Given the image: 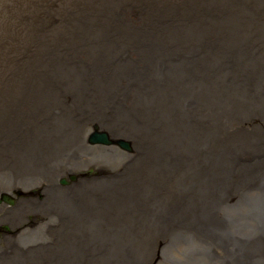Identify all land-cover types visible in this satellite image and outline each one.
I'll return each instance as SVG.
<instances>
[{
	"label": "rangeland",
	"instance_id": "obj_1",
	"mask_svg": "<svg viewBox=\"0 0 264 264\" xmlns=\"http://www.w3.org/2000/svg\"><path fill=\"white\" fill-rule=\"evenodd\" d=\"M21 1L16 0V5L21 6ZM69 1L31 0L42 19L50 16L39 19L34 29L45 43L61 31L66 12L90 0H72L74 6ZM199 1L155 0L162 7L154 11L149 0H119L114 15L122 21L120 30L142 29L162 39L190 36L188 45L196 49L197 60L191 61L190 74L176 89L180 97L175 93L160 97L168 116L161 117V123L170 126L167 137L181 135L175 142L189 145L205 166L187 172V147L158 141L168 125L161 129L156 119H135L142 126L150 123L137 131L132 129V119L118 116L138 99L133 90L135 95L117 87L120 78L114 83L111 77L99 80L101 96L89 95L73 78L61 80L52 92L29 95L31 109L9 110L8 115L18 134L12 145L15 163L0 167V264H22L15 249L14 256L8 252L12 241L24 254V247L43 243L51 231H61L78 243L61 254L58 264H112V258L118 264H236L237 250L250 257L257 248L264 250L254 241L260 235L257 226L264 223L250 208V201L257 197L262 199L258 206L264 202V193L241 194L255 173L264 174V0H204L205 5ZM20 10L14 9V0H0V54L10 69L25 64V56L15 58L25 47L18 27H24L25 34L31 23L18 25ZM135 19L149 22L130 28L129 22ZM12 45H20V51ZM209 46H219L220 55ZM67 49L71 52L59 50L54 60L86 66L103 63L127 75L140 60L127 56L114 60L77 41H71ZM159 59L149 57L148 61L158 63ZM6 71L0 63V85L5 81L13 89L20 78L13 72L5 75ZM230 78L235 81L231 94L221 95L214 87V106L192 101L200 80L220 83ZM147 85L148 81L146 92L156 105ZM0 101L1 110L11 100L4 101L2 95ZM15 101L16 97L9 109ZM145 108L152 110V105ZM103 109L105 116L99 114ZM99 133L110 142L91 143V136ZM42 142H50L51 148L45 149ZM33 144L34 151L30 150ZM184 176L205 190L207 206H189L191 190L185 189ZM260 210L263 214L264 208ZM207 214L212 220L207 221ZM221 224L223 229L209 228ZM193 231L209 238L198 241ZM144 249L146 257L141 256Z\"/></svg>",
	"mask_w": 264,
	"mask_h": 264
},
{
	"label": "bare ground",
	"instance_id": "obj_2",
	"mask_svg": "<svg viewBox=\"0 0 264 264\" xmlns=\"http://www.w3.org/2000/svg\"><path fill=\"white\" fill-rule=\"evenodd\" d=\"M118 1L119 0H90L89 2H79L78 5L74 6V2L70 0V6H74L72 7V13L66 12L64 25L61 31L58 32L51 41L45 43L40 38L43 35L34 31V29L38 27L37 22L39 19L40 22H42V20L50 18V16L42 19L39 10L33 8L31 0H22L21 6L16 5V0H14V9H21L19 12L18 25L31 23V27L29 30H26L25 34H22L24 27H18L21 40L24 42L25 47H23L18 55H15V58L18 59L19 55H21V57L25 56L23 68L17 65V67L10 69L5 65L8 60H4L2 58L3 54H0V63H3L4 67L7 69L4 74L6 75L8 72H13L17 78H20L16 87L13 89H11V86H7L5 81L0 85V98L3 95L4 101L11 100L8 102L10 103L9 105H6L7 102L4 103L3 108L0 110V167L9 168L11 164L15 163L16 158V153L12 145L14 146L17 142L18 129L15 127V121L9 123V110H18L21 112V110L25 108L27 110L31 109L33 100L28 97L29 95L35 97V94L52 92L56 90L61 80H69L70 78L75 79L77 82L76 86L81 84L83 90L89 92V95L94 93L98 96H101V92L98 89L99 80H106L111 77V81L114 83L115 79L120 78L122 82H120L117 87L124 91L127 90L132 95H135L133 93L134 91L138 94V99L137 103H131L130 110L122 109L118 116L123 119H132V124L134 126L132 129L137 131H143V127L149 128L150 123L147 122L142 126V124L138 123L135 119L140 120L144 118L149 121H154L156 119V124L160 125L161 129H163V125H168L164 127L162 138L158 139L159 142L167 141L171 146L175 145L177 147L189 146L175 142L181 135L177 134L174 138L171 135L170 138L167 137L170 126L168 123H161V117L167 115L161 109L164 102L160 97L172 93H175L176 98L180 97L176 93V89L178 85L184 81L185 77L190 74L188 71L191 70V61L197 60L194 58L196 49L188 45L191 38L188 35L177 34L162 39L156 37L157 34L150 35L142 29L120 30L122 21H120V17L114 15ZM177 1L182 2L184 0ZM149 4L154 11H158L162 7V5H155V0H149ZM199 4L205 5L204 0L199 1ZM182 6L185 8V4H182ZM53 7L54 4L52 5V9ZM229 16L233 17V14L231 13ZM145 22L149 21L146 19H135L129 22V26L130 28H135ZM71 41H77L80 45H89L94 48L95 52L99 54L107 53L111 55L114 60H116L115 57L124 58L125 56L133 61L137 59L140 60H138V63L135 65V69L128 75L127 73H116L115 70L109 69L108 66L103 63L95 62L96 64L86 66L85 64H77L76 62L71 63L54 60L59 50L63 54L71 52V50L67 49ZM167 41H171L172 44L167 43ZM143 43L146 44V47ZM12 46L17 47L19 49L18 52L20 51V45ZM0 48L3 49L2 42H0ZM207 49L214 50L217 56L220 55L219 46H209ZM78 56H81V54H75L73 57ZM149 57H158L160 59L158 63L150 64L148 61ZM203 71L204 69L201 68V74ZM147 81V89L151 94L155 95L156 105L152 104L151 96L146 92ZM203 81L210 86H205ZM132 82H134V84ZM234 83L235 81L233 78L226 79L224 82L220 83L200 80L198 82L197 93L196 95H192L191 99L198 103V105L206 104L209 107L214 106L211 101V99H214L212 97L215 91L214 87L220 91L221 95L226 93L231 94ZM74 90L77 91L76 87ZM205 90H207V93H205ZM199 91L202 92V94H200L203 95L202 98H199ZM112 96L115 95L113 94ZM15 97V106L9 109ZM150 105H152V110L145 108ZM28 106L29 108H27ZM104 112L105 109L99 114L101 115L103 113L104 115ZM186 134L191 137V142L195 141L191 131H187ZM132 141H134L133 138ZM42 146L46 149L51 148L52 145L50 142H42ZM35 149V144L30 146V150L34 151ZM186 149L188 150L187 153H190L187 172L193 170L197 165L199 168H203L205 165L203 162L196 160L195 151L192 153L189 147ZM177 152L179 151L177 150ZM182 154H184V152H182ZM257 171L259 170H255V172ZM199 175L202 177L200 173ZM204 175L205 174H203V176ZM153 176L155 175L153 174ZM189 177L190 176H184L182 179L185 182V189L191 190V194H189V206L192 207V209L207 206L205 190L197 188L187 181L186 179ZM19 179L20 178L16 177L14 181L17 182ZM130 183L132 184V182ZM244 186H248V188L241 192V194L244 192L256 191H261L259 194L264 193V174L258 175L255 173L251 182L245 183ZM217 195L224 198L221 192ZM260 201H262V199L258 197L250 201V208L259 213L261 221L264 223V213L261 214L260 210L264 208V202L258 206V202ZM206 217L207 221H209L210 218L212 220L211 214H207ZM209 228L223 229L224 225L209 226ZM257 229L260 235H257L254 241H258L264 246V224L260 223ZM193 234L198 241H201L203 237L209 238V234L201 233L203 234L201 235L197 231H193ZM11 243L12 247L9 248L8 252L14 256L15 254L13 251L15 249V252L18 254L17 259H19L22 264H26V262L27 264H58L61 254L65 255L70 252L69 250L72 251L73 248L78 246V243L61 231H51L49 232L48 239L43 243H36L24 247V254L20 247H17L13 241ZM261 250L262 249L257 248V251L254 253L255 256L253 257H250L246 251L240 252L237 250L236 264H264V250ZM142 254L146 257L147 250L144 249V253L141 252V256ZM24 258H27L26 262ZM64 261L66 263L68 262L66 258H64ZM110 262L112 264H118L116 258H112ZM157 262L159 263V260H157Z\"/></svg>",
	"mask_w": 264,
	"mask_h": 264
},
{
	"label": "water",
	"instance_id": "obj_3",
	"mask_svg": "<svg viewBox=\"0 0 264 264\" xmlns=\"http://www.w3.org/2000/svg\"><path fill=\"white\" fill-rule=\"evenodd\" d=\"M90 142L91 143L100 142V143L108 144L110 141L107 138L106 134L99 133V134L92 135L91 139H90ZM123 147L126 148V149H129V146L127 145V143H123ZM71 179H74V177H71ZM62 182L64 183L65 180H63Z\"/></svg>",
	"mask_w": 264,
	"mask_h": 264
}]
</instances>
